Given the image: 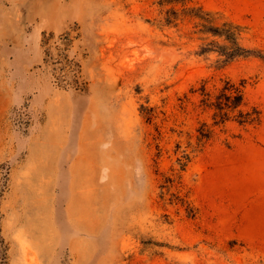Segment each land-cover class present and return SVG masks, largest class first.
Segmentation results:
<instances>
[{
	"label": "rangeland",
	"instance_id": "1",
	"mask_svg": "<svg viewBox=\"0 0 264 264\" xmlns=\"http://www.w3.org/2000/svg\"><path fill=\"white\" fill-rule=\"evenodd\" d=\"M259 53L264 0H0V264H264Z\"/></svg>",
	"mask_w": 264,
	"mask_h": 264
},
{
	"label": "trees",
	"instance_id": "2",
	"mask_svg": "<svg viewBox=\"0 0 264 264\" xmlns=\"http://www.w3.org/2000/svg\"><path fill=\"white\" fill-rule=\"evenodd\" d=\"M211 31L214 34H221V31H219L218 28H213ZM224 34L226 35V38L231 41L230 46L223 48V54H225L226 57L231 58L234 56H240V55H246L250 52H252L251 49H246L244 47H241L235 40L234 37H232V33H230L229 30H225ZM258 56L262 59H264V55L258 54ZM70 65V63H67ZM77 86V85H76ZM201 92L204 96L202 100L207 103V105L213 106L215 109L218 110L220 115H224V110H235L238 109L239 106L243 103V94L241 87L238 85H235L234 83L230 82L229 80H225L223 85L218 89V92L214 94L215 100L211 101L210 91L206 90L204 84L201 85ZM222 118V116H221ZM226 120V118H223L221 121ZM237 122L240 124H250L255 121L259 120V112L252 108L250 111H241L238 112ZM202 137H206V133H201ZM0 243H2V240L0 239ZM2 258L3 262L5 259V249L2 250Z\"/></svg>",
	"mask_w": 264,
	"mask_h": 264
}]
</instances>
